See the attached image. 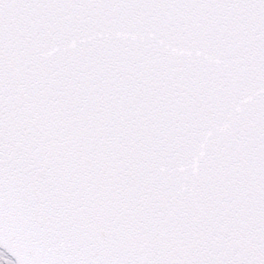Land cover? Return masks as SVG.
Masks as SVG:
<instances>
[{"label": "snow or ice", "instance_id": "obj_1", "mask_svg": "<svg viewBox=\"0 0 264 264\" xmlns=\"http://www.w3.org/2000/svg\"><path fill=\"white\" fill-rule=\"evenodd\" d=\"M0 264H264V0H0Z\"/></svg>", "mask_w": 264, "mask_h": 264}]
</instances>
